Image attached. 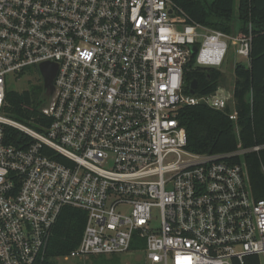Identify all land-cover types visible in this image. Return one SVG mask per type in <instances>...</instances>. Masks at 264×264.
Instances as JSON below:
<instances>
[{
    "label": "built area",
    "instance_id": "1",
    "mask_svg": "<svg viewBox=\"0 0 264 264\" xmlns=\"http://www.w3.org/2000/svg\"><path fill=\"white\" fill-rule=\"evenodd\" d=\"M230 41L248 59L250 34L188 22L171 0H0V264L42 262L64 206L84 210L86 222L76 248L58 258L264 257V199L244 162L264 143L195 153L178 118L186 105H229L219 87H183L192 45L195 65L218 69ZM42 64L55 75L37 129L7 116L5 97L10 78L36 71L43 85ZM7 128L24 134L20 145L6 141Z\"/></svg>",
    "mask_w": 264,
    "mask_h": 264
},
{
    "label": "trees",
    "instance_id": "2",
    "mask_svg": "<svg viewBox=\"0 0 264 264\" xmlns=\"http://www.w3.org/2000/svg\"><path fill=\"white\" fill-rule=\"evenodd\" d=\"M176 9L182 11L188 22L200 24L208 29L219 30L228 35L250 34L251 48L246 62L233 66L234 83L232 97L236 117L230 116V107L219 111L203 103L186 105L179 109L178 118L187 134L186 148L200 154L227 153L238 148H248L264 143V0H171ZM196 53H192L184 69L183 90L189 94L190 84L196 81L195 94L214 92L223 79L216 68L195 65ZM39 92H46L39 86ZM251 94V96H250ZM7 116L39 129L46 121L41 115L37 98L29 89L6 92ZM22 132L7 128L6 141L20 145ZM233 160L238 161V157ZM244 162L256 199H264V148L244 154ZM86 222L84 210L64 206L49 240L47 256L36 264H60L56 258L68 255L82 237ZM142 245V242H141ZM135 248V244L132 245ZM121 256L98 255L92 264H121ZM244 264H260L256 255L244 258Z\"/></svg>",
    "mask_w": 264,
    "mask_h": 264
},
{
    "label": "rangeland",
    "instance_id": "3",
    "mask_svg": "<svg viewBox=\"0 0 264 264\" xmlns=\"http://www.w3.org/2000/svg\"><path fill=\"white\" fill-rule=\"evenodd\" d=\"M238 0H235V6H237ZM248 59L240 56L236 52V44L233 41L229 42L227 52L225 54V57L221 63V65L218 67V69L223 73V79L221 80L219 87V90L221 94L228 98L229 101V107L231 109L230 116L233 118L236 117L235 111H234V100L232 97V90H233V83H234V73H233V66L236 62H246ZM38 74L36 71H33L31 74L27 75L26 77H22V79L15 81L14 78H10L7 84V88L13 91L22 92L24 90L29 89L33 92L35 97L37 98V102L41 101V104L38 105V109L43 107L44 103L42 99L44 98L43 92H39V86L43 85L38 83ZM126 256L122 257L123 262L122 264H132L130 261H125ZM56 262L60 264H84L83 260H71V259H64L62 258H56ZM92 264V260H86L85 264ZM260 264H264V257L261 256L260 258Z\"/></svg>",
    "mask_w": 264,
    "mask_h": 264
},
{
    "label": "water",
    "instance_id": "4",
    "mask_svg": "<svg viewBox=\"0 0 264 264\" xmlns=\"http://www.w3.org/2000/svg\"><path fill=\"white\" fill-rule=\"evenodd\" d=\"M190 50L192 53H195L197 47L195 45H192L190 47ZM40 72L44 80V84H43L44 90L51 94L53 92L52 80L55 75V67L48 66L47 64H42L40 66ZM195 88H196V81L193 80L190 84V90H189L190 94L194 93Z\"/></svg>",
    "mask_w": 264,
    "mask_h": 264
}]
</instances>
